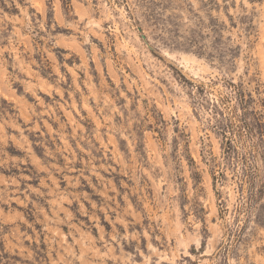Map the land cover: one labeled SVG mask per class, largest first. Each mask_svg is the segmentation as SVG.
Instances as JSON below:
<instances>
[{
	"label": "rangeland",
	"instance_id": "obj_1",
	"mask_svg": "<svg viewBox=\"0 0 264 264\" xmlns=\"http://www.w3.org/2000/svg\"><path fill=\"white\" fill-rule=\"evenodd\" d=\"M247 102L264 0H0V264H264Z\"/></svg>",
	"mask_w": 264,
	"mask_h": 264
},
{
	"label": "trees",
	"instance_id": "obj_2",
	"mask_svg": "<svg viewBox=\"0 0 264 264\" xmlns=\"http://www.w3.org/2000/svg\"><path fill=\"white\" fill-rule=\"evenodd\" d=\"M252 1H262V0H252ZM248 106H245L244 112L240 114V120L242 126L245 130L257 135L258 137V154L261 155L264 159V125L261 119L259 118L258 112L254 110H248L250 107L249 102ZM246 104V101L244 102ZM251 116V118L248 116ZM252 119V121H250ZM254 158L256 154L253 155ZM241 178L244 183L248 186V195L250 210L255 211L257 222L260 225L264 226V160L262 166L257 164H251L247 159L245 161V167L243 168V176ZM243 183V182H242ZM244 191V190H243Z\"/></svg>",
	"mask_w": 264,
	"mask_h": 264
},
{
	"label": "water",
	"instance_id": "obj_3",
	"mask_svg": "<svg viewBox=\"0 0 264 264\" xmlns=\"http://www.w3.org/2000/svg\"><path fill=\"white\" fill-rule=\"evenodd\" d=\"M136 21H137V20H136ZM137 25H138V27H139V29H140V32H141L143 38L145 39V41L147 42V44L150 46V48H152V50H153L155 53H157V54L163 56L164 58H167L162 52H160L156 47H154V46L149 42V40H148L147 37L145 36V34H144V32H143V30H142V28H141V26H140V24H139L138 22H137Z\"/></svg>",
	"mask_w": 264,
	"mask_h": 264
}]
</instances>
